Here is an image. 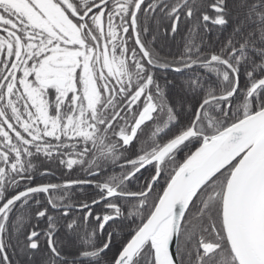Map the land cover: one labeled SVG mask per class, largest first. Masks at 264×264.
Returning a JSON list of instances; mask_svg holds the SVG:
<instances>
[{"label": "snow or ice", "instance_id": "obj_1", "mask_svg": "<svg viewBox=\"0 0 264 264\" xmlns=\"http://www.w3.org/2000/svg\"><path fill=\"white\" fill-rule=\"evenodd\" d=\"M0 264H264V0H0Z\"/></svg>", "mask_w": 264, "mask_h": 264}, {"label": "trees", "instance_id": "obj_2", "mask_svg": "<svg viewBox=\"0 0 264 264\" xmlns=\"http://www.w3.org/2000/svg\"><path fill=\"white\" fill-rule=\"evenodd\" d=\"M88 191L90 192V191H92L91 189H88Z\"/></svg>", "mask_w": 264, "mask_h": 264}]
</instances>
